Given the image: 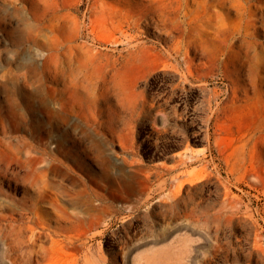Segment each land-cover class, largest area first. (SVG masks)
Masks as SVG:
<instances>
[{
  "label": "rangeland",
  "instance_id": "obj_1",
  "mask_svg": "<svg viewBox=\"0 0 264 264\" xmlns=\"http://www.w3.org/2000/svg\"><path fill=\"white\" fill-rule=\"evenodd\" d=\"M115 1L0 0V228L22 232L0 230V264H264V0ZM70 43L103 67L80 103ZM116 67L134 72L122 98ZM63 138L80 165L43 153ZM23 219L54 236L29 242Z\"/></svg>",
  "mask_w": 264,
  "mask_h": 264
},
{
  "label": "bare ground",
  "instance_id": "obj_2",
  "mask_svg": "<svg viewBox=\"0 0 264 264\" xmlns=\"http://www.w3.org/2000/svg\"><path fill=\"white\" fill-rule=\"evenodd\" d=\"M91 1V0H90ZM97 1V0H96ZM116 1H118V0H116ZM116 1H115V3H116ZM111 2H113V1H111ZM117 4V3H116ZM120 5V4H119ZM122 5V4H121ZM113 6V5H112ZM129 6V5H128ZM127 6V7H128ZM147 6V5H146ZM26 7V6H25ZM121 7V6H120ZM125 7V6H124ZM31 8V7H30ZM104 8V7H103ZM118 8V7H117ZM149 8H150V6H149ZM37 9V8H36ZM105 9V8H104ZM112 9H113V7H112ZM142 9V8H141ZM25 10V9H24ZM28 10H29V8H28ZM31 10V9H30ZM127 10V9H126ZM142 10H144V9H142ZM133 11V9L131 10V12ZM148 11V10H147ZM110 12H112V11H110ZM120 12V11H119ZM135 12V11H134ZM138 13H139V11H137ZM136 12V13H137ZM31 13H34L33 11H31ZM124 13V12H123ZM127 13V12H126ZM126 13H125V15H126ZM120 14V13H119ZM135 14V13H134ZM133 14V15H134ZM147 14V13H146ZM31 15V14H30ZM107 15V14H106ZM114 15V14H113ZM152 16H154V15H152ZM114 18L116 17V16H113ZM119 17V16H118ZM137 17V16H136ZM107 18V17H106ZM126 18V17H125ZM146 18V17H145ZM142 19V18H141ZM143 19H144V17H143ZM48 20V19H47ZM106 20H108V19H106ZM114 20H116V18L114 19ZM151 20H154V19H152L151 18ZM36 21V20H35ZM123 21V20H122ZM139 21V20H138ZM146 22H147V20H145ZM44 22V21H43ZM116 22V21H115ZM121 22V21H120ZM140 22V21H139ZM122 23V22H121ZM136 23H138L137 22V20L135 21V20H129V19H126L125 21H124V24H123V26H124V28L123 29H120V31L122 30V32H125V33H123L124 35H125V37H126V39H127V41L125 40V42H131V44H132V42H135L134 44H132L131 45V47H137V45L139 44V40H137L138 39V37H139V34H138V32H134V30H136L137 29V24ZM144 23V22H143ZM151 23V22H150ZM149 23V24H150ZM153 23V22H152ZM35 24V23H34ZM44 24L45 25H47L46 24V22H44ZM155 24V23H154ZM42 25V27H43V24H41ZM45 25H44V27H45ZM109 25V24H108ZM115 25H116V23H115ZM151 25V24H150ZM39 26V25H38ZM119 26H120V24H119ZM141 26V25H140ZM147 26V25H146ZM158 26V25H157ZM156 26V27H157ZM45 28H47V27H45ZM142 27H140V29H141ZM148 28V27H147ZM110 29H111V27H110ZM118 29V28H117ZM139 29V28H138ZM142 30H143V28H142ZM114 31V30H113ZM113 31H111V32H113ZM117 31V30H116ZM119 31V32H120ZM115 32V31H114ZM133 32V33H132ZM139 32H140V30H139ZM141 33V32H140ZM109 35H110V33H109ZM112 35H114V34H112ZM111 35V36H112ZM116 36V35H115ZM53 37V36H52ZM108 37H110V36H108ZM102 38V37H101ZM118 38V37H117ZM116 38V39H117ZM39 39V38H38ZM124 39V38H123ZM39 41H40V43L41 44H46V42L41 38V39H39ZM69 41V40H68ZM104 41V40H103ZM116 41V40H115ZM123 41V40H122ZM67 42V41H66ZM71 42V41H70ZM108 42V41H107ZM69 43V42H68ZM59 44V41L57 40V38H55V37H53V38H51L50 39V41H49V44L47 45L48 47H49V50H52L50 53H48V54H46V56H48L47 57V64H52V65H54V63H56V61H58L57 59H58V54L56 53V52H54L56 49H55V45L57 46ZM64 44V43H63ZM67 44V43H66ZM85 45V44H84ZM58 48V47H57ZM67 48V50H66V54H67V56H64V57H67V58H70L71 60H73L75 63H77L78 65V67H80V72H81V70H83L84 71V75L81 77L80 76V78H79V84L77 85H74V89H72L71 90V92H70V94L68 95L69 97H71L74 101L76 100L78 103H80L81 101H84L85 99H87V98H89V95H91V90H90V82H91V80L93 79V78H95V77H97L99 74H100V70L99 69H103V67L101 68H98V65L96 66L95 65V61L98 59L99 60V58L100 57H97L96 59H95V56L92 54V53H90L89 52V50L88 49H86L85 47H80V52L78 53L79 55L78 56H76V57H73V55L72 54H74V53H77L76 52V50H77V48L74 46V45H71V43L70 44H68V45H66V47H65V49ZM137 48H139V47H137ZM148 48H149V46H148ZM113 49V48H112ZM115 49V48H114ZM127 49H128V47H127ZM127 49H126V51H127ZM130 49V48H129ZM122 50V49H121ZM131 50V49H130ZM135 50V49H134ZM137 50V49H136ZM167 50V49H166ZM40 51V50H39ZM44 51H46V50H44ZM65 51V50H64ZM96 51V50H95ZM94 51V52H95ZM109 51V50H108ZM107 51V52H108ZM139 51V50H138ZM58 52V51H57ZM101 52H103V51H101ZM147 52V51H146ZM46 53V52H45ZM44 53V54H45ZM65 53V52H64ZM145 53V52H144ZM38 54V53H37ZM98 54V53H97ZM96 54V55H97ZM102 54V53H101ZM104 54V53H103ZM107 54V53H106ZM115 54V53H114ZM113 54V55H114ZM128 54V53H127ZM40 55V54H39ZM42 55H43V52H42ZM63 55V54H62ZM112 55V54H111ZM120 55H121V52H120ZM126 55V54H125ZM129 55H132V54H130V52H129ZM134 55H135V53H134ZM140 55H141V53L138 55L139 57H140ZM142 55H143V52H142ZM145 55V54H144ZM104 56V55H103ZM106 56V55H105ZM136 56H137V54H136ZM136 56L135 57H133V58H136ZM137 56V58L139 59V57ZM109 57V56H108ZM113 57V56H112ZM116 57V56H115ZM123 57V56H122ZM132 57V56H131ZM39 58V57H38ZM37 58V59H38ZM46 58V57H45ZM61 58V57H60ZM66 58V59H67ZM144 58V57H143ZM142 58V59H143ZM102 59V58H101ZM110 59V58H109ZM123 59H124V57H123ZM127 61H129V58L127 57ZM142 59H140L141 61H142ZM35 60V59H34ZM43 60V59H42ZM69 60V59H68ZM104 60V59H103ZM113 60H115V59H113ZM116 60H118L117 58H116ZM126 60V59H125ZM131 60V59H130ZM134 60H136V59H134ZM139 60V61H140ZM37 61V60H36ZM45 61V60H44ZM61 61V60H60ZM112 61V60H111ZM121 61V60H120ZM127 61H126V63H127ZM133 61V60H132ZM31 62H33V61H31ZM125 62V61H124ZM130 62V61H129ZM138 62V61H137ZM27 63V62H26ZM38 63V62H37ZM43 63V62H42ZM61 63V62H60ZM73 63V62H72ZM123 63V62H122ZM126 63H124V64H126ZM36 64V63H35ZM116 64H117V62H116ZM130 64V63H129ZM135 65H136V63H134ZM42 65V64H41ZM56 65V64H55ZM58 65V64H57ZM103 65V64H102ZM109 65V64H108ZM111 65V64H110ZM114 65H115V63H114ZM113 64L111 65V66H114ZM30 66H31V64H30ZM29 66V67H30ZM44 67L46 66V65H43ZM70 66V65H69ZM105 66H107L106 64H105ZM124 66V65H123ZM127 66H128V64H127ZM140 66V65H139ZM28 67V68H29ZM54 67V66H53ZM75 67H76V65H75ZM138 67V66H137ZM136 67V68H137ZM34 68V67H33ZM43 68V67H42ZM46 68H48V67H46ZM46 68H45V70H46ZM57 68V67H56ZM62 68V67H61ZM61 68H60V70H61ZM74 68V67H73ZM77 68V67H76ZM75 68V69H76ZM106 68V67H105ZM117 68V67H116ZM115 68V69H116ZM120 68V67H119ZM119 68H117V69H119ZM130 68V67H129ZM139 68V67H138ZM137 68V69H138ZM30 69V68H29ZM36 69V68H35ZM34 69V71H36ZM44 69V68H43ZM69 69V68H68ZM74 69V70H75ZM78 69V68H77ZM110 70L109 72H104V74H102L101 73V75H103V81L105 82V84H107V85H110V87H111V85L114 87V89L116 90L115 91V98H122V97H125V95H126V93H127V89H128V84L130 83V81L128 82V78H130V77H132L131 75L134 73H130L129 72V74L127 75V70L126 69H124V70H121L122 68H120L119 70ZM58 70V69H57ZM70 70V69H69ZM42 71V70H41ZM50 70H49V68H48V71L47 72H49ZM52 71L53 72H55L56 73V71H55V68L54 69H52ZM72 71H73V69H72ZM133 71H135V70H133ZM28 72V71H27ZM38 72V71H37ZM52 72V73H53ZM103 72V71H102ZM10 73V72H9ZM29 73H30V71H29ZM31 73H33V71H31ZM54 73V74H55ZM70 73V72H69ZM137 73V72H136ZM26 74V73H25ZM59 73H57L56 75H58ZM65 74H67V72H65ZM73 74V73H72ZM76 74V73H75ZM131 74V75H130ZM185 74V73H184ZM9 75V74H8ZM16 75V74H15ZM47 75V74H46ZM82 75V74H81ZM129 75H130V77H129ZM27 76H28V74H27ZM34 76H35V74H34ZM51 76V75H50ZM68 76H70V74L68 75ZM74 76V75H73ZM128 76V77H127ZM135 76V75H134ZM133 76V77H134ZM59 77V76H58ZM63 77V76H62ZM66 77V76H65ZM30 78V77H29ZM37 78V77H36ZM51 78H53V77H51ZM57 78V77H56ZM28 79V78H27ZM31 79H34V77L33 76H31ZM41 79V78H40ZM46 79V78H45ZM75 79V78H74ZM99 79V78H98ZM130 79H134V78H130ZM30 80V79H29ZM42 80V79H41ZM51 81V80H50ZM56 81H57V79H56ZM58 81H60V80H58ZM77 81V80H76ZM26 82V81H25ZM30 82H31V80H30ZM52 82V81H51ZM41 83V82H40ZM58 83V82H57ZM61 83V82H60ZM77 83V82H76ZM89 83V84H88ZM31 84H33V85H35L33 82H31ZM63 84V83H62ZM61 84V85H62ZM73 84V83H72ZM40 85V84H39ZM46 85V84H45ZM56 85V84H55ZM130 85H132V83L130 84ZM15 86V85H14ZM30 86V85H29ZM28 86V87H29ZM50 86V85H49ZM48 86V87H49ZM68 86V85H67ZM71 86V85H70ZM100 86V85H99ZM43 87V86H42ZM51 87H53V86H51ZM63 87V86H62ZM104 87H105V85H104ZM55 87H53V90H55L54 89ZM91 88H94L93 86L91 87ZM102 88V86L99 88V90ZM7 89V88H6ZM67 89H68V87H67ZM106 89V88H105ZM43 90V89H42ZM47 90V89H46ZM51 90H52V88H51ZM65 90V89H64ZM103 90V92H104V89H102ZM107 90V89H106ZM111 90V89H110ZM14 91V90H13ZM39 91H40V89H39ZM60 91V90H59ZM67 91V90H66ZM114 91V90H113ZM130 91V90H129ZM53 92V91H52ZM55 92V91H54ZM56 92H58V89H57V91ZM69 92V91H68ZM99 92V91H98ZM9 93V92H8ZM51 93V92H50ZM60 94L59 95H61V92H59ZM102 93V92H101ZM107 93V92H106ZM44 94V93H43ZM42 94V95H43ZM111 94V93H110ZM130 94V93H129ZM132 94H134V93H132ZM66 95V94H65ZM95 95V94H94ZM93 95V96H94ZM98 95V94H97ZM100 95V94H99ZM40 96V95H39ZM49 96V95H48ZM55 96V95H54ZM92 96V97H93ZM129 96V95H128ZM14 97H15V95H14ZM43 97H45V96H43ZM52 97V96H51ZM62 97V96H61ZM95 97H97L96 95H95ZM94 97V98H95ZM101 97V96H100ZM102 97H103V94H102ZM110 97V96H109ZM46 98H47V96H46ZM45 98V99H46ZM66 98V97H65ZM106 98H107V94H106ZM114 98V99H115ZM133 98V97H132ZM17 99H19L18 97H17ZM96 99V98H95ZM130 99H131V96H130ZM49 100V99H48ZM54 100V99H53ZM65 100V99H64ZM100 100V99H99ZM98 100V101H99ZM107 100H109V99H107ZM118 100V99H117ZM132 100V99H131ZM131 100H129V101H131ZM9 101V100H8ZM20 101V100H19ZM38 101V100H37ZM42 101V100H41ZM61 101V100H60ZM94 101H96V100H94ZM105 101V100H104ZM119 102L121 101V99H119L118 100ZM47 102V101H46ZM62 102H63V100H62ZM61 102V103H62ZM65 102V101H64ZM72 102V101H71ZM109 102H110V100H109ZM127 102V101H126ZM86 103V102H85ZM88 103V102H87ZM94 103V102H93ZM111 103V102H110ZM127 103H130V102H127ZM127 103H124V104H127ZM50 104V103H49ZM57 104V103H56ZM84 104V103H83ZM99 104V103H98ZM105 104H106V101H105ZM124 104H123V106H124ZM20 105V104H19ZM66 105V104H65ZM80 105H82V103L80 104ZM90 105V104H89ZM95 105V104H94ZM101 105V104H100ZM120 105V104H119ZM21 106V105H20ZM45 106V105H44ZM48 106V105H47ZM58 106H60V104H58ZM70 106H72V105H70ZM86 106V105H85ZM26 107V106H25ZM63 107H64V105H63ZM62 107V108H63ZM89 107H91V106H89ZM93 107V106H92ZM115 107V106H114ZM120 107H122V106H120ZM15 108H16V106H15ZM59 108V107H58ZM62 108H59V109H62ZM65 108V107H64ZM69 108V107H68ZM82 108V107H81ZM81 108H80V110H81ZM118 108V107H117ZM123 108V107H122ZM12 109H14V108H12ZM30 109V108H29ZM70 109V108H69ZM78 109V108H77ZM76 109V110H77ZM92 109V108H91ZM99 109H100V106H99ZM18 110V109H17ZM36 110V109H35ZM67 110V109H66ZM71 110H73V109H71ZM76 110H75V112H76ZM79 110V111H80ZM98 110V109H97ZM102 110H105V109H101V111ZM116 110V109H115ZM119 110V109H118ZM69 111V110H68ZM78 111V112H79ZM86 111V110H85ZM99 111V110H98ZM61 112V111H60ZM66 112V111H65ZM73 112V111H72ZM83 112V111H82ZM94 112H95V110H94ZM104 112V111H103ZM117 112V111H116ZM40 113V112H39ZM62 113V112H61ZM61 113H59V115L61 114ZM66 113H68V112H66ZM93 113V112H92ZM105 113H106V110H105ZM78 114V113H77ZM99 114V113H98ZM101 114V113H100ZM30 115V114H29ZM66 115V114H65ZM64 114H63V116H65ZM87 115H88V113H87ZM86 115V116H87ZM93 115H94V113H93ZM92 115V116H93ZM108 115V114H107ZM102 116V115H101ZM118 116V115H117ZM60 117V116H59ZM67 117V116H66ZM81 117V116H80ZM109 117V116H108ZM95 118V117H94ZM62 119V118H61ZM89 119V118H88ZM93 119V118H92ZM97 119V118H96ZM95 119V120H96ZM83 120H85V119H83ZM105 121V120H104ZM20 122V121H19ZM31 122H33V121H31ZM92 122H94V121H92ZM110 125V124H109ZM147 125V124H146ZM40 126V124H38L37 123V127L36 126H34V130H33V133H34V136L35 137H37L38 135H39V132H38V127ZM19 127V126H18ZM112 129V128H111ZM113 132H115V131H113ZM116 134V133H115ZM145 134V133H144ZM65 136V135H64ZM68 137V136H67ZM117 137V136H116ZM54 143V142H53ZM69 143V142H68ZM55 144H57L56 142H55ZM71 144V143H70ZM75 144V143H74ZM73 146H75V145H73ZM52 148V147H51ZM56 148V152H58L60 155H61V157H59L58 155H56V153H51V152H49L48 150L46 151L45 149V151L43 152L44 154H46V155H48V156H51V159L53 160V161H57L59 164L61 163H64V160H72V161H75V162H77L79 165H80V152L78 151V150H76L75 148H73L72 147V145L71 146H68V144H66V141H65V139L63 138V139H61L59 142H58V144H57V146L55 147ZM35 149H37V148H35ZM52 149H54V148H52ZM51 149V150H52ZM40 150V149H39ZM41 150H42V148H41ZM84 152V151H83ZM47 156V157H48ZM49 159V158H48ZM52 160H50V161H52ZM75 162H73V163H75ZM45 163V162H44ZM52 163V162H51ZM57 163V164H58ZM76 163V164H77ZM55 164V163H54ZM58 164V165H59ZM77 164V165H78ZM63 165V164H62ZM67 165V164H66ZM68 166V165H67ZM63 167V166H62ZM70 167V166H69ZM80 167V166H79ZM66 168V167H65ZM72 170H74L73 168H71ZM76 169V168H75ZM81 193V192H80ZM82 195V194H81ZM96 196H98V195H96ZM98 198H100L99 196H98ZM92 208V207H91ZM61 216V218H60V220H66L65 222H67L69 225H73L74 226V228H75V226H78V221H76V220H67V219H65V216H63V215H60ZM5 218V217H4ZM10 218V217H9ZM6 219V218H5ZM8 219V218H7ZM13 219V218H12ZM27 219V218H26ZM108 219V218H107ZM10 220V219H9ZM20 220V219H19ZM25 219H23V221L20 223V226H23V225H25V226H28V228H30V232H32V234H31V237L29 238V242L30 241H37L42 235H44V233L46 232H42L43 230H36V231H33L34 230V227L32 228L31 226H29V223L31 222V221H29V223H28V221H24ZM12 221V220H11ZM1 222V221H0ZM5 222V221H4ZM17 222V221H16ZM34 222V221H33ZM33 222H31V223H33ZM61 222V221H60ZM106 222V221H105ZM2 223V222H1ZM8 223V222H7ZM18 223V224H19ZM9 224L11 225V223H10V221H9ZM13 224V223H12ZM61 223H59V225H60ZM96 224V222H91L89 225L90 226H94ZM111 224V223H110ZM182 224V223H181ZM6 225V224H5ZM4 225V226H5ZM9 225V226H10ZM16 225V224H15ZM58 225V226H59ZM1 226V225H0ZM8 226V225H7ZM24 226V227H25ZM66 226V225H65ZM15 227V226H14ZM35 227H37L36 225H35ZM39 227V226H38ZM68 227V226H67ZM67 227H63V225L62 226H59V227H57L58 228V230L57 231H61V232H66L68 229H67ZM13 228V227H12ZM26 228V227H25ZM41 228V227H40ZM40 228H38V229H40ZM15 229V228H14ZM22 229H24V228H22ZM0 230L2 231V234H3V237L5 238V239H7V238H13V239H16V241H18L19 240V237H22V232H21V230H19V231H14V230H12V229H8L6 226L3 228V227H1L0 228ZM16 230H18V229H16ZM25 230V229H24ZM47 230V229H46ZM72 230V229H71ZM73 231H75V230H73ZM76 231H78L77 229H76ZM76 231H75V233H76ZM71 232V231H70ZM78 232H80V231H78ZM43 233V234H42ZM47 233V232H46ZM48 234V233H47ZM79 234V233H78ZM30 235V234H29ZM51 235H53L52 234V231H51V233L50 234H48V236H51ZM77 235V234H76ZM45 236V235H44ZM54 236V235H53ZM63 236H64V238L67 236L68 237V235H62V238H63ZM79 236V235H78ZM29 237V236H28ZM73 239V238H72ZM79 239V238H78ZM65 240V239H64ZM67 240V239H66ZM69 240V239H68ZM19 242V241H18ZM55 242V241H54ZM64 242V241H63ZM73 242V241H72ZM75 242V241H74ZM70 243V242H69ZM78 243V242H77ZM80 243V242H79ZM73 244H75V243H73ZM83 244V243H82ZM80 246H81V244H79ZM41 246V245H40ZM75 246H77V245H75ZM72 247V246H71ZM76 254H77V252H76ZM79 257V256H78ZM77 257V258H78ZM143 259V258H142ZM78 260V259H77ZM96 260H98V259H96ZM85 262H86V264H97L96 263V261H94V260H91L89 257H88V255H85ZM187 262V261H186ZM105 263V262H104Z\"/></svg>",
  "mask_w": 264,
  "mask_h": 264
}]
</instances>
